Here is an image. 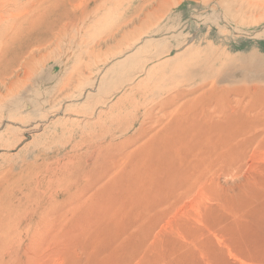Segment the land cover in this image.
<instances>
[{
    "label": "rangeland",
    "instance_id": "rangeland-1",
    "mask_svg": "<svg viewBox=\"0 0 264 264\" xmlns=\"http://www.w3.org/2000/svg\"><path fill=\"white\" fill-rule=\"evenodd\" d=\"M0 3V264H264V0Z\"/></svg>",
    "mask_w": 264,
    "mask_h": 264
},
{
    "label": "bare ground",
    "instance_id": "bare-ground-1",
    "mask_svg": "<svg viewBox=\"0 0 264 264\" xmlns=\"http://www.w3.org/2000/svg\"><path fill=\"white\" fill-rule=\"evenodd\" d=\"M1 1V0H0ZM1 4L2 3H0V7H1ZM1 41V40H0ZM2 46V45H1ZM1 46H0V91H1V89H2V83H3V79H2V73H1V71H2V68H1V65H2V67H3V64H2V61H3V51H2V49H1ZM173 114V113H172ZM172 116V115H171ZM171 118V117H170ZM174 120V119H173ZM169 123V122H168ZM180 123V122H179ZM164 170V169H163Z\"/></svg>",
    "mask_w": 264,
    "mask_h": 264
}]
</instances>
